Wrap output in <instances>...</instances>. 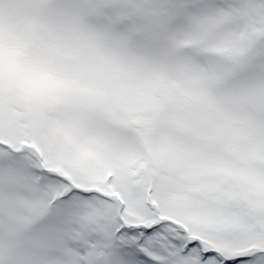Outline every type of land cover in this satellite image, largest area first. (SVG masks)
<instances>
[{
    "label": "snow or ice",
    "instance_id": "snow-or-ice-1",
    "mask_svg": "<svg viewBox=\"0 0 264 264\" xmlns=\"http://www.w3.org/2000/svg\"><path fill=\"white\" fill-rule=\"evenodd\" d=\"M0 264H264V0H0Z\"/></svg>",
    "mask_w": 264,
    "mask_h": 264
}]
</instances>
